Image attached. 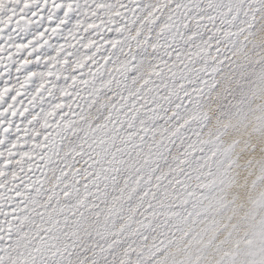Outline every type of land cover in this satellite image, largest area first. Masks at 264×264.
I'll return each mask as SVG.
<instances>
[{
  "label": "snow or ice",
  "instance_id": "obj_1",
  "mask_svg": "<svg viewBox=\"0 0 264 264\" xmlns=\"http://www.w3.org/2000/svg\"><path fill=\"white\" fill-rule=\"evenodd\" d=\"M0 264H264V0H0Z\"/></svg>",
  "mask_w": 264,
  "mask_h": 264
}]
</instances>
